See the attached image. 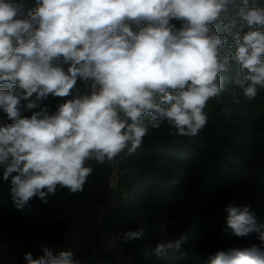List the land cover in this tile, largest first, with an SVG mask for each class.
<instances>
[{
  "label": "clouds",
  "instance_id": "1",
  "mask_svg": "<svg viewBox=\"0 0 264 264\" xmlns=\"http://www.w3.org/2000/svg\"><path fill=\"white\" fill-rule=\"evenodd\" d=\"M35 3L24 15V0H0V180L18 210L33 198L47 204L61 189L82 192L89 161L135 154L164 121L176 135H199L233 64L228 82L247 99L264 87V7L255 0ZM50 95L63 98L54 111L24 115ZM225 211L232 235L256 233L261 245L219 250L207 264H264V223L251 205ZM143 236L140 228L120 239ZM186 240L146 244L143 257L185 256ZM40 247L37 258L23 254L25 264H80L71 251Z\"/></svg>",
  "mask_w": 264,
  "mask_h": 264
},
{
  "label": "trees",
  "instance_id": "2",
  "mask_svg": "<svg viewBox=\"0 0 264 264\" xmlns=\"http://www.w3.org/2000/svg\"><path fill=\"white\" fill-rule=\"evenodd\" d=\"M24 2L26 15L36 3ZM255 2L264 7V0ZM174 23L179 26V22ZM236 67L233 64L224 74V91L208 102L204 110L208 121L199 135H176L167 121L162 122L158 129L150 130L135 154H120L128 166L127 175L115 161H89L94 171L82 192L69 195L67 189H61L48 198L47 204L33 198L22 210L15 207L7 183L0 180V264H25L23 254L31 252L34 258L39 257L43 254L41 244L52 248L56 255L71 251L80 264L118 263L115 256L94 253L86 239L66 238L73 217L90 211L103 199L114 168L125 180L126 191L119 193L118 205L113 209L118 210L117 214L106 231L122 242L120 237L125 231L144 229L141 239L122 242V257L130 264H150L143 257L144 245L155 246L181 236L187 237L182 246L187 255L156 264H207L219 250L260 246L256 233L236 237L226 224L225 209L232 203L251 205L258 222L264 223V87L258 86L255 99H247L228 82ZM77 88L83 91L79 82ZM236 100L239 103H234ZM62 102L63 98L50 95L24 115L30 116L45 106L52 112ZM229 108L231 114L226 112ZM2 171L0 166V177ZM128 184L130 194L126 199ZM70 211L76 212L72 218L67 215Z\"/></svg>",
  "mask_w": 264,
  "mask_h": 264
},
{
  "label": "built area",
  "instance_id": "3",
  "mask_svg": "<svg viewBox=\"0 0 264 264\" xmlns=\"http://www.w3.org/2000/svg\"><path fill=\"white\" fill-rule=\"evenodd\" d=\"M118 176L119 172L114 168L107 180V189L104 193L103 199L96 203L90 211L75 215L72 219L71 226L66 233V238L74 237L86 239L90 244L91 249L96 254L98 253L97 251H99L98 245L101 236V224L106 220L109 213H111L112 203L116 200V195L118 193ZM171 239L175 240L178 238L174 237ZM114 250L117 256L124 255L125 247L118 238H115ZM182 251H185L184 247H182ZM179 256H181L179 253H170L168 259L175 260ZM159 261L162 260H157L155 258L148 259L150 264H156Z\"/></svg>",
  "mask_w": 264,
  "mask_h": 264
},
{
  "label": "crops",
  "instance_id": "4",
  "mask_svg": "<svg viewBox=\"0 0 264 264\" xmlns=\"http://www.w3.org/2000/svg\"><path fill=\"white\" fill-rule=\"evenodd\" d=\"M118 178H119L118 183H120V180H121V174L120 173H119ZM107 232L108 231H105V233H103V235L100 236V239H99V244H100L99 252L101 250H103V253H105L110 258L115 256V258L118 259L117 262L119 264H130L128 258H124L122 256H117L116 255V253L113 250V244H112V241L115 242V239L114 238L112 239V236L110 237L109 232L108 233Z\"/></svg>",
  "mask_w": 264,
  "mask_h": 264
},
{
  "label": "rangeland",
  "instance_id": "5",
  "mask_svg": "<svg viewBox=\"0 0 264 264\" xmlns=\"http://www.w3.org/2000/svg\"><path fill=\"white\" fill-rule=\"evenodd\" d=\"M118 189L119 190H118V195H116V200L113 201V203H112L111 213H109V215L106 218V220L101 224V227H100V229H101V235H103V233H105L106 230H109L110 229L109 222L107 223L106 221L109 218V216L112 214V212L114 211L113 209L118 205L117 197H119V195H120L119 193L122 192V191H126L125 190V180L123 178L120 180ZM124 194H125V192H124ZM124 198H125V196H124ZM89 209H91V208H89ZM75 213L76 212H71L70 211L69 213L67 212V215L70 216V218H72L71 216H73ZM112 244L114 245V242L113 241H112ZM98 246H100V244Z\"/></svg>",
  "mask_w": 264,
  "mask_h": 264
},
{
  "label": "water",
  "instance_id": "6",
  "mask_svg": "<svg viewBox=\"0 0 264 264\" xmlns=\"http://www.w3.org/2000/svg\"><path fill=\"white\" fill-rule=\"evenodd\" d=\"M115 162L117 163L119 169L123 172V174L127 175V172H128V166L126 165L125 161H124L120 156H118V157L116 158ZM129 194H130V185L128 184V190H127V196H126V199L128 198ZM126 199H125V200H126ZM117 211H118V210L112 212V214L109 216V218H108L107 221H106L107 223L110 222V221L115 217V215L117 214ZM99 247H100V246H99ZM100 253H101L102 255H104L103 250H101ZM113 264H118V263L114 262Z\"/></svg>",
  "mask_w": 264,
  "mask_h": 264
}]
</instances>
